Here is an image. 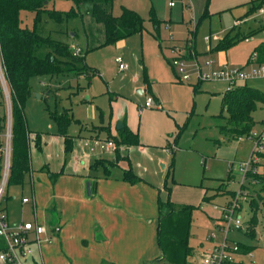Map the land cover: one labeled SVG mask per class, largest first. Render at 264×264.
I'll return each mask as SVG.
<instances>
[{"label": "rangeland", "instance_id": "rangeland-1", "mask_svg": "<svg viewBox=\"0 0 264 264\" xmlns=\"http://www.w3.org/2000/svg\"><path fill=\"white\" fill-rule=\"evenodd\" d=\"M168 1L113 0L112 14H119L123 6L134 9L143 19L142 30L126 36L118 43L101 45L85 54L86 62L96 67L98 73L91 77L81 97H77V94L83 90L82 82H86L84 77L79 81L80 78L72 74L59 76L51 85L43 83L42 86L41 83L48 82L50 77L30 78L32 93L26 101L24 113L30 125H38L42 118L53 123L45 108L46 104L58 110L67 104L72 107L74 114H80V120L85 118L105 124L121 121L128 127H134L138 139L148 144L144 146V153L138 156L135 167L159 186L162 200L168 196L171 202L195 206L191 214L189 244L210 250L225 237L230 244L240 243L251 249L249 253L234 255L235 259L250 264H264V202L260 203L256 211L257 224L253 227L255 235L250 236L248 233L252 230L249 221L253 211L249 200L257 198L259 184L239 186L237 182L239 163L247 160L253 143L250 139L238 142L219 128L220 124L226 123V119L218 115L221 106L219 94L224 91L225 83L221 80H202L197 76L198 65L205 70L223 66L249 68L253 65L247 61V56L255 44L264 40L263 12L257 10L253 14L246 13L250 0H209V15L197 22L205 0H173V6H169ZM71 5V0H50L47 4L59 10H67ZM152 10L159 19L157 24L151 19ZM81 12L82 15L70 19L67 25L47 20L37 24L36 30L41 35L72 39L73 45L83 49L90 43L99 44L104 39L102 23L85 13L84 7ZM236 17L242 18L243 22L231 34L237 30H258L248 36V41L239 39L226 49H215L217 39H207L209 32L221 36ZM22 18L23 24L32 25V12H23ZM64 27L68 28L70 34L74 31L75 35L67 37L61 31ZM189 37L194 41L196 54L184 58L183 65L189 79L180 81L177 79V66L170 65L166 58L170 61L169 46L182 45ZM116 56H120L126 64L124 70H118L114 61ZM198 81V88L193 90V84ZM0 82L8 116L9 89L2 72ZM245 83L264 93V75L252 76ZM47 86L52 88L49 96L45 95ZM141 88L143 90L139 92ZM35 91L42 92V96L36 98ZM86 96L89 100L84 99ZM147 99L152 102L151 106H143ZM252 115L257 121L255 129H260L264 105H259ZM102 125L88 127L98 132L103 130ZM106 160L114 161V157ZM104 164L108 166L107 162ZM110 172L115 175L120 169L114 166ZM229 172L234 175L231 179L227 178ZM204 191L210 198L207 202L201 201ZM7 193H4L0 206L7 202L9 219L34 220L32 202L19 203L21 195L31 197L28 173L22 185H10ZM230 202H235L234 210L245 230L231 229L224 234L220 229L221 212L218 205L225 206ZM239 248L240 245V252ZM79 256V253H75L73 257L76 259L68 260V263L58 259L55 263L51 261V264H85ZM129 260L135 263L134 259Z\"/></svg>", "mask_w": 264, "mask_h": 264}, {"label": "trees", "instance_id": "trees-1", "mask_svg": "<svg viewBox=\"0 0 264 264\" xmlns=\"http://www.w3.org/2000/svg\"><path fill=\"white\" fill-rule=\"evenodd\" d=\"M49 1L0 0V69L9 89L11 119L10 156L6 187L22 185L25 175L30 170L29 130L24 116V106L32 93L30 78L47 76V78L52 79L69 74L77 77L83 75L86 79V84L82 86V89H84L91 77L97 74V70L86 63L85 54L101 45L114 44L130 34L140 32L143 28V19L131 8L123 6L119 14H112L111 5L113 0H71L72 5L67 10L50 8L47 6ZM208 3L209 0H205L198 21L209 15ZM263 4L264 0H250L246 13L253 14L262 8ZM82 7H84L85 13L90 14L94 20L103 25L104 39L99 44L87 45L84 49L82 48L80 54H73L72 39L55 38L50 34L41 35L37 32V24L42 21L52 20L59 25H67L70 19L82 15ZM28 11L33 13L30 27L23 24L22 18V13ZM150 14L153 23L157 24L159 19L155 17L153 10ZM235 27L232 26L225 32L223 37L216 42L215 49H226L239 39H244L258 30H250L247 33L237 30L234 34H231ZM61 31L67 37L75 35L74 31L70 34L67 27H64ZM254 51L257 53L256 61H264V42L254 46L251 53ZM188 57L183 55L181 58L186 59ZM166 60L172 65L169 58H166ZM199 82L193 84V90L198 88ZM147 88L149 89L148 84ZM51 90L52 88L47 86L45 95H51ZM220 105L218 115L225 118L226 123L220 124L219 128L228 133L230 137L236 138L239 135L248 133L256 124L257 121L254 120L252 113L259 105H264V93L246 84H239L222 93ZM45 108L50 120L56 127V133L64 139L65 151H70L72 149V136L68 134L67 129L73 121H76L71 112V107H63L58 110L56 107L51 108L46 104ZM6 122L4 92L0 82V158L3 146L2 135L5 131ZM263 122L264 119L259 123L262 124ZM102 126V129L107 132V138L115 142L114 161L95 159L91 167L97 168L101 165L104 174L107 175L109 173L108 166L115 165L114 162L121 158L127 159L126 156H121L117 151L119 146L140 145L141 142L138 139L137 132L132 131L124 123L116 136L109 133V124H103ZM36 135L35 140L36 145H38L39 136ZM257 156L259 160L253 166L264 167V150L257 152ZM106 162L108 166L104 164ZM122 173L123 179L130 183H135L140 179L130 167L124 169ZM232 177L234 175L229 172L227 178L231 179ZM245 177L248 182L243 186L259 184L258 191H256L257 198L249 200V205L253 211L249 221L252 230L248 233L253 236L255 235L253 227L257 224L256 211L260 203L264 202V173L253 172L249 169ZM166 191H168V188ZM201 198L202 202L210 200L206 191L203 192ZM194 208L195 206L192 204L171 202L168 196L166 199L158 201L157 242L160 255L154 264H187V258L196 254V250L188 241L191 214ZM239 250L245 253L250 248L240 245Z\"/></svg>", "mask_w": 264, "mask_h": 264}, {"label": "crops", "instance_id": "crops-1", "mask_svg": "<svg viewBox=\"0 0 264 264\" xmlns=\"http://www.w3.org/2000/svg\"><path fill=\"white\" fill-rule=\"evenodd\" d=\"M242 22V18L236 17L231 27H240ZM259 27L261 26L257 28ZM254 29L256 28L248 29L246 33ZM225 32L226 29L219 37L215 32L210 31L209 34L216 36L214 39L218 41ZM248 40L247 37L245 41ZM193 42L192 38L189 37L182 45L174 44L171 46L179 47L181 55H187L190 58L196 54ZM261 42L264 40H260L254 46ZM88 46L94 45L90 43ZM252 49L249 51L247 61ZM78 77L81 81L84 76ZM57 80L54 78L48 82L44 81L41 86L43 83L51 85L53 81ZM82 84L85 85L86 82H82ZM242 84L246 83L242 82ZM224 86L226 88V83ZM87 87L85 86L77 94V97H81L80 94L84 93ZM142 90L141 88L139 92ZM223 92H220V98ZM41 96L42 92H36V98ZM73 96L76 95L73 94ZM84 99L89 100L87 96ZM63 107L71 106L64 104ZM71 112L76 119L72 123L76 124L71 125V123L67 129L68 134L72 136V149L70 151H65L64 139L56 133V127L53 123L42 118L38 125H30L24 113L29 130L30 170L28 176L31 197L21 195L19 203L23 205L32 202L31 210L35 217L32 221L10 220L6 209L7 202L0 208L5 210L11 223L37 221L43 224L48 232H51L53 227L59 226L60 229L54 234L52 241L41 248L44 264H51V261L55 263L58 259L68 263V260L70 262L71 259H76L73 257L75 253L80 254L78 258H83L85 264H149L157 260L160 255L157 242V220L158 201L162 200L161 190L158 185L142 175L140 170L135 167L136 162L138 163L136 161L138 156L144 153V146L148 144L140 141V145L119 146L117 151L121 156H126L127 159L121 158L117 164L108 166L109 173L105 175L101 165L92 168L91 164L95 159H112L115 157L116 147L114 149L100 147L99 143L96 142L107 140V132L105 130L96 132L88 127L105 123H95L85 118L80 120V114H74L72 107ZM263 119L264 117L260 121ZM121 126V121L117 124L109 122V133L113 136L118 135ZM129 128L137 132L134 127L130 126ZM253 128L255 129L254 126ZM36 134L39 136L38 145H36L35 140ZM114 166L119 167L120 172L112 175L110 170ZM128 167L140 177L137 182L130 183L123 179L122 172ZM238 179L239 175L237 176ZM9 187L5 188L6 194H8L7 189ZM22 197H26L27 201L23 202ZM78 241H80L79 245L77 244ZM193 248L196 250V254L187 258V264H198L199 257L208 251L202 246ZM250 250L245 253L240 251L236 255L249 253ZM129 258L134 259L135 263ZM242 261L250 264L245 260Z\"/></svg>", "mask_w": 264, "mask_h": 264}, {"label": "built area", "instance_id": "built-area-1", "mask_svg": "<svg viewBox=\"0 0 264 264\" xmlns=\"http://www.w3.org/2000/svg\"><path fill=\"white\" fill-rule=\"evenodd\" d=\"M173 3V0L168 2L169 5H173ZM258 10L263 12L262 19L264 20V10L262 8ZM211 37L216 38V36L209 34L207 39ZM244 40H247V37ZM71 48L73 54H80L82 52V48L78 45H71ZM169 51L171 53L170 62L173 66H177L178 69V80L189 79V74L183 65L184 59L181 58L180 48L177 46L170 47ZM256 57L257 53L255 51L252 52L249 62H252L253 65L249 68L223 66L217 69L205 70L198 65L197 76L202 80L212 79L224 81L226 83L225 90H230L252 76L264 75V61L257 62ZM114 61L117 63L118 70H124L126 68V64L120 56H116ZM151 105L152 102L149 99L144 102V106ZM8 112L6 127L3 133L4 144L1 148L2 157L0 158V202L5 193L9 169L11 138L10 107ZM244 139H250L253 146L247 160L239 163L237 170L239 175L237 182L239 186H243L248 182L245 176L249 169L253 172L259 171L264 173V167L258 168L253 166L259 160L257 152L264 150V122L261 124L260 129L252 128L248 133L236 137L237 141ZM96 143H99L102 148H115V144L111 139L97 141ZM22 201H27V198L22 197ZM234 205L235 202L226 203L225 206L218 205L221 212L220 229L224 231V234L231 229L242 230L245 227L238 213L235 212ZM59 229V226H55L51 232H48L46 227L37 221L11 223L7 218L5 210L0 208V264H44L41 248L43 245L52 241L54 234ZM238 252V244H230L224 237L220 243L214 244L210 250L199 257L198 264H246L234 258V255Z\"/></svg>", "mask_w": 264, "mask_h": 264}]
</instances>
